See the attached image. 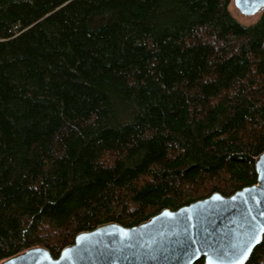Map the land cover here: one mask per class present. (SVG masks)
I'll return each mask as SVG.
<instances>
[{
  "label": "trees",
  "instance_id": "obj_1",
  "mask_svg": "<svg viewBox=\"0 0 264 264\" xmlns=\"http://www.w3.org/2000/svg\"><path fill=\"white\" fill-rule=\"evenodd\" d=\"M231 3L0 0V263L256 182L264 8Z\"/></svg>",
  "mask_w": 264,
  "mask_h": 264
},
{
  "label": "water",
  "instance_id": "obj_2",
  "mask_svg": "<svg viewBox=\"0 0 264 264\" xmlns=\"http://www.w3.org/2000/svg\"><path fill=\"white\" fill-rule=\"evenodd\" d=\"M233 3L243 15L264 8V0ZM255 170L256 182L231 195L214 192L133 226L102 223L79 232L57 257L34 246L0 264H244L264 236V151Z\"/></svg>",
  "mask_w": 264,
  "mask_h": 264
},
{
  "label": "rangeland",
  "instance_id": "obj_3",
  "mask_svg": "<svg viewBox=\"0 0 264 264\" xmlns=\"http://www.w3.org/2000/svg\"><path fill=\"white\" fill-rule=\"evenodd\" d=\"M230 9L231 11L235 14V16L243 23H249L252 22L254 20H256V18L258 17L259 12L253 14V15H243L241 14L238 9L235 7L233 0L232 3L230 5Z\"/></svg>",
  "mask_w": 264,
  "mask_h": 264
}]
</instances>
